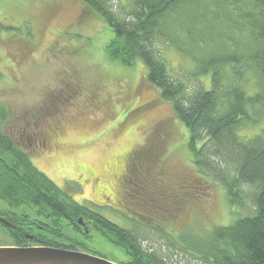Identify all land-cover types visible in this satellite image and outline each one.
Listing matches in <instances>:
<instances>
[{
	"label": "rangeland",
	"instance_id": "1",
	"mask_svg": "<svg viewBox=\"0 0 264 264\" xmlns=\"http://www.w3.org/2000/svg\"><path fill=\"white\" fill-rule=\"evenodd\" d=\"M112 38L107 23L82 0H0V105L13 117L7 129L74 200L125 228L131 221L124 213L152 215L148 225L174 239L160 243L173 264H200L179 239L228 226L247 215L252 202L231 205L226 187L200 173L187 146V127L146 79L142 60L124 66L109 58ZM164 57L173 77L190 80L196 68L190 57L173 46H166ZM200 79L211 88L209 75ZM263 128L261 119L239 133L250 138ZM135 153L154 184L155 194L145 201L124 192L128 182L122 176ZM0 208L11 209L1 198ZM64 225L68 238L60 242H81L78 251L119 264L127 259L99 231L85 238ZM0 246H16L1 224Z\"/></svg>",
	"mask_w": 264,
	"mask_h": 264
},
{
	"label": "trees",
	"instance_id": "2",
	"mask_svg": "<svg viewBox=\"0 0 264 264\" xmlns=\"http://www.w3.org/2000/svg\"><path fill=\"white\" fill-rule=\"evenodd\" d=\"M82 1L113 32L106 47L111 60L124 66L144 62L146 79L187 127V146L200 173L226 187L231 205L252 202V210L228 226L216 225L198 238L182 236L183 251L200 264H264V128L250 138L239 133L264 121V0ZM166 46L194 61L190 80L170 74ZM206 75L211 88L200 79ZM12 121L10 109L0 105V198L11 208H0V215L12 225L0 224L16 246L77 250L83 243L57 240L67 237L66 224L85 238L99 231L127 255L120 264H173L160 243L174 239L149 220H130L125 228L74 200L36 167L28 147L8 131ZM20 207L23 212L16 211Z\"/></svg>",
	"mask_w": 264,
	"mask_h": 264
},
{
	"label": "water",
	"instance_id": "3",
	"mask_svg": "<svg viewBox=\"0 0 264 264\" xmlns=\"http://www.w3.org/2000/svg\"><path fill=\"white\" fill-rule=\"evenodd\" d=\"M0 223L11 226L5 217L0 215ZM78 223L86 233L91 229L82 218ZM0 264H119L102 256L93 255L64 247L44 245L0 246Z\"/></svg>",
	"mask_w": 264,
	"mask_h": 264
},
{
	"label": "flooded vegetation",
	"instance_id": "4",
	"mask_svg": "<svg viewBox=\"0 0 264 264\" xmlns=\"http://www.w3.org/2000/svg\"><path fill=\"white\" fill-rule=\"evenodd\" d=\"M50 141L51 140H48L47 143H49ZM44 142L46 143V141H44ZM45 146L49 147L48 144ZM139 154H141V153H138V154L135 153L134 155H132L130 157V162L132 160H133V162H132V164H130V166L126 165V167H125L126 173L122 177H123L124 185L126 182H128V186H125V188H124L125 189L124 190L125 195L129 196L131 198L135 197L140 201L141 200L145 201V200H148L151 193H154V191H153L154 190L153 189L154 184L149 182V178L146 176L148 173V167L145 164H147V163H145L142 159H140ZM149 186H152L151 190H149ZM156 187L159 188L158 186H156ZM155 190H157V189L155 188ZM115 210L123 213L117 207H115ZM123 215L125 217H127L128 220L137 221L140 223H143L144 220L148 221V220L152 219V215L146 216L143 214H138V215L132 216V215L125 214V213Z\"/></svg>",
	"mask_w": 264,
	"mask_h": 264
}]
</instances>
